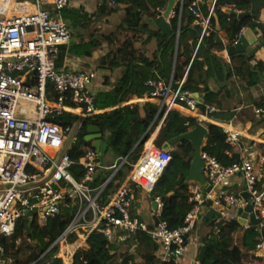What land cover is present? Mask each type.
Instances as JSON below:
<instances>
[{"label": "built area", "instance_id": "built-area-1", "mask_svg": "<svg viewBox=\"0 0 264 264\" xmlns=\"http://www.w3.org/2000/svg\"><path fill=\"white\" fill-rule=\"evenodd\" d=\"M31 1L0 0V236L14 234L26 216L32 215L44 227L66 208L73 212L72 221L47 252L58 249L57 257L62 258L63 264H72L75 254L87 247L95 232L104 234L125 253L127 242L137 231L147 232L158 245V264H181L189 251L193 230L200 223L202 207L219 213L213 223L216 233L221 224L240 218L239 210L247 203L227 190L230 179L237 175L246 182L258 221L257 226L247 224L244 228L256 227L264 234V187H257L264 180V146L253 152L251 146H243L241 133L230 126L222 129L232 148L241 151V161L224 166L205 152L206 144L203 145V172L212 189L190 184L189 201L194 205L183 227L172 230L165 221L148 224L134 214L137 190L151 195L172 161L171 152L149 145L135 163L131 164L129 156H125L104 167L102 161L97 162L99 154L94 148L79 145V132L64 118L72 112V106H78L87 116L95 114L91 88L97 73L66 71L56 65L61 47L72 41V31L62 17L71 0ZM186 1L176 0L168 20L182 18ZM217 1L190 2L188 10L202 27L197 49L209 32ZM207 2L211 6L205 15L201 5ZM144 85L149 96L165 106L166 116L177 106L200 116L218 111L215 106L195 100L193 92L184 89V80L177 87L172 81L156 79ZM21 102L31 106L23 109L24 118L17 115ZM255 113L264 117V108H256ZM76 152L81 153L77 158L73 155ZM126 165L131 166L128 175L116 189H110ZM98 172H109L100 184H96ZM153 199L158 203L156 218H160L164 202L159 197ZM72 235L77 238L75 242L69 241ZM131 248L134 250L136 245ZM256 255L264 257V238L257 245ZM2 256L0 248V264L5 263Z\"/></svg>", "mask_w": 264, "mask_h": 264}, {"label": "trees", "instance_id": "trees-1", "mask_svg": "<svg viewBox=\"0 0 264 264\" xmlns=\"http://www.w3.org/2000/svg\"><path fill=\"white\" fill-rule=\"evenodd\" d=\"M169 0H109V3L103 4L100 8V13H115L118 12L121 6H125L126 19L124 25L136 31L146 29L151 36L158 37L161 33L150 29L147 24H142L144 16L153 20L157 18L160 11L166 9ZM263 6H264V0ZM191 0H187L184 5V12L181 18L182 30L179 39L178 61L182 56H186L188 63L195 51L198 35L201 34L202 27L198 26V31L186 30L185 22L192 23L195 19L189 12ZM109 4L112 7L109 8ZM231 7L234 11L249 13L251 11L250 0H218L214 15L210 19V28L208 34L203 38V42L199 47L198 53L194 58L189 69L188 79L184 83V89L191 92L201 93L204 96L205 104L220 107L222 98L219 94L213 93L206 86L205 65L209 64V58L206 53L221 52L235 44L239 39L242 31L248 28H253L257 24L259 14L255 12L252 16L245 19H239L235 13L227 14L222 9ZM201 10L205 12V5H201ZM206 11L205 15H207ZM65 21L83 19L78 11H68L66 9L62 13ZM84 17V16H83ZM76 21L71 22V26L76 27ZM178 18L172 20L174 30L177 29ZM226 34L223 37L221 34ZM198 34V35H197ZM172 46L175 44L171 41ZM161 45H163L161 43ZM82 46V47H81ZM71 47L69 50L75 54L90 55L91 52L98 46L96 42H91L88 45ZM84 47L83 51L82 48ZM127 43L117 53L120 59H123L124 49ZM76 48H80L79 50ZM169 49H167V52ZM66 46L61 47L59 57L56 61L57 67H60L63 60ZM202 52H206L204 61H201ZM215 58V54H213ZM108 58V57H107ZM178 65V62H177ZM132 71V66H129ZM263 71V69H260ZM133 74H125L121 83L117 88L108 93H103L95 98V109H106L118 104H121L131 98L132 95L143 96L147 92L144 83L153 76L151 71L145 72L144 69L139 73L138 79L134 80ZM231 77H238L247 81L248 88H245V94H250V88L257 85V75L252 73L246 62L243 61L241 66L233 63L230 69ZM204 85L202 89L200 86ZM204 105L202 108L204 109ZM264 108V103L260 104ZM125 110V111H124ZM127 109H118L113 114L103 115V118L120 117L122 118ZM155 115L148 116L146 119H141L138 122L139 126L148 128L153 121ZM264 122V117H262ZM127 119V118H126ZM66 124L73 125L72 119H67ZM92 118H86L79 130V145L89 146L85 142L87 135V127L94 125ZM138 120V118H137ZM123 122V121H122ZM119 123L118 120L108 123L110 127L116 129V134L112 138V146L115 152L120 157L129 156L131 161L135 163L139 159L140 152L143 150V144H140L133 151L135 141L126 142L123 144V133L128 135L129 127L125 123ZM136 125V124H135ZM199 125V122L192 117L182 115L180 112L172 110L168 113L164 124L155 141V146L163 148V146L173 138L183 135ZM107 126V125H106ZM105 126V127H106ZM209 133L207 136L206 146L204 151L215 157L222 165L231 166L239 163L241 157L233 152L232 146L227 142L226 134L223 129L214 124H208ZM123 132V133H122ZM138 139V138H137ZM81 153H73L77 158ZM172 161L164 171L163 175L157 182L154 190L151 193L153 198H161L164 202L162 216L157 218V221H165L172 230H177L184 226L187 214L193 209V203L189 201V186L186 184V179L189 173V168L194 157V148L189 142L177 143L174 150L171 152ZM124 168L131 170V166L126 165ZM105 174V175H103ZM109 173L103 172L96 178V184H100ZM125 173L121 170L110 185V189H114L120 185L125 179ZM258 189L264 187V180L257 185ZM73 218V212L70 209L63 208L60 214L50 219L46 226L40 227L34 217H24L17 224L14 234L9 237L0 236V248L3 249L2 259L4 264H63L62 258L57 257L58 249L53 252L48 250L53 246L57 239L64 233L70 225ZM262 223V222H261ZM264 223V221H263ZM205 227L206 225H200ZM199 224L195 227L196 231ZM215 224L207 225L208 231L201 234L200 249L197 261L200 264H238L243 263L250 252L256 250L257 245L264 238V234L257 228L245 229L239 222L221 224L219 232L214 231ZM75 235L70 236L69 241L75 242ZM133 242V244H132ZM128 250L124 253L121 248L111 244L104 234L93 233L88 239L87 247L80 249L74 256L72 264H138L135 255L131 252L132 245H136L137 253L141 255L145 264H158L159 257L156 255L158 245L154 243L150 235L144 231H137L132 235V240L127 242ZM47 253V254H46ZM262 259L264 258H257Z\"/></svg>", "mask_w": 264, "mask_h": 264}, {"label": "crops", "instance_id": "crops-1", "mask_svg": "<svg viewBox=\"0 0 264 264\" xmlns=\"http://www.w3.org/2000/svg\"><path fill=\"white\" fill-rule=\"evenodd\" d=\"M250 1V16L255 12L259 14L256 26L251 28L258 39L257 43L252 48H257L258 50L253 54L250 60H247V58L241 54H234V52L231 53V48H234L235 44L221 52H202L204 54H202L200 60L204 61L203 56L205 53L210 60V65L208 66L206 64L204 68L206 86L213 93L219 94L223 100L220 107L215 106L218 111L213 114L200 116L197 114H191L186 108L180 106L175 107L174 110L180 112L184 116L195 118L197 121L200 119L201 121H198L199 124H202L207 128L208 124H214L221 128L224 126L234 128L241 133V142L243 146H251L252 151L255 152L264 146V122L261 121V116L255 113V109L262 108L259 105L264 103V6L262 0ZM106 3H109V0H71L68 11H78L79 17L81 15V18L83 19L78 18L77 21H66L72 31V41L66 46V52H64L63 60L58 68L66 71H96L97 79L91 88L95 98L100 94L108 93L117 88L121 83L122 78H125L124 76L127 72L130 73V75L133 74L132 76L135 81L139 80L138 75L142 69H144L145 72L151 71L153 74L148 80L156 79L165 82L172 81L173 86L175 87H177L183 80L185 83L188 79V73L191 67L189 66L190 62H193L199 48L197 49L196 45L189 63L186 56H182L178 61L179 39L180 36L183 35L180 34L181 32L183 33L181 19L178 21L176 30L173 28L172 20H168L171 24V36H169L156 24L158 16L155 20L144 16L142 24H147L151 30L161 33L158 37H154L151 36L146 29L136 31L124 25V21L127 17L125 6H121L118 12L101 14L100 8ZM202 5L206 6L204 10L205 12L202 10L205 14L206 11L210 9V5L208 2L203 3ZM108 6L111 8L112 4H109ZM222 10L227 14L232 12L241 13V11H234L231 7H225ZM72 21H76L77 24L74 28L71 26ZM184 27L186 30H192L194 32L198 31V25L195 23V20L192 23H189L188 21L185 22ZM245 30H243V32ZM221 35L223 37L226 36L224 33ZM200 36L201 34L198 35V37ZM93 41L96 42L98 46L90 55L75 54L69 51L71 47L88 45ZM171 41H174L175 43L173 46ZM126 43L127 47L124 49V54L126 55L123 59H120L117 52L123 48ZM161 43L163 45H161ZM76 49L79 50L80 48ZM83 49L84 47L81 51H83ZM167 49H169L168 52ZM213 54H215V58L213 57ZM243 61L248 64L250 71L256 74L258 78L257 85L250 88V94H245V88H248L247 81L229 75L233 63L241 66ZM129 66H132V71ZM260 69H263V71ZM200 87L203 89L204 85H201ZM199 95L200 98L205 101L203 94L199 93ZM125 108L128 113L125 112L127 115L125 114L122 118H103V115L110 113L113 114L118 111V109ZM71 109L72 112L69 111L66 117L67 119H72V126L75 130L79 132L83 121L86 118H92L93 122L90 123H93L102 130L103 141L113 149L114 147L112 146L111 140L116 134V129L110 127L108 123L118 120L119 124L123 121L122 123H125L126 127H129V130L128 135H125L122 132V142L123 144H126V142H131L132 140L135 141L133 151H135L140 144H143V150L149 145H155V141L167 117L165 106H163L161 101L151 98L148 94V90L143 96L132 95L129 100L121 104L106 109L96 110L95 114L91 117L87 116L85 111L78 106H72ZM152 115H155V117L148 128L138 125V122L141 119H146L148 116ZM206 142L207 138L204 144H206ZM175 145L170 149V152L174 150ZM85 147L89 148L92 146L90 144ZM233 152L242 155L239 149H233ZM106 153L104 155H106ZM116 156V160L121 157L117 154ZM129 162L131 164L133 163L130 158ZM113 164L114 163L110 166ZM122 171L125 173L126 177L130 170L128 168H123ZM100 174H102V172H98V175ZM229 183L230 185L227 190L231 194L240 196L242 192L247 191L246 182L241 175L233 177L230 179ZM136 198L137 201L134 214L139 215V217L148 224H153L157 221L156 210L153 208L152 196L143 191L137 190ZM201 224L206 226L202 227L200 226ZM207 225L209 224L199 223L200 227L192 233L189 242V251L181 264H195L197 262L201 246V234L208 231ZM131 252L134 255L137 254L135 255V258L138 264L144 263L143 258L137 253L136 248L131 250ZM156 255L160 257L159 250L156 252ZM257 258L264 257H257L256 250H254L248 254L243 263L264 264V260L260 262L262 259Z\"/></svg>", "mask_w": 264, "mask_h": 264}, {"label": "water", "instance_id": "water-1", "mask_svg": "<svg viewBox=\"0 0 264 264\" xmlns=\"http://www.w3.org/2000/svg\"><path fill=\"white\" fill-rule=\"evenodd\" d=\"M175 3L176 0H169L166 9L163 12H160L158 18L156 19V24L169 36H171V24L169 23L168 18L173 7L175 6ZM209 5L211 6L210 3ZM234 13L238 16L239 19H245L250 16V13L246 12ZM257 41L258 39L254 35L252 29L248 28L244 31V34L240 36L239 43H237L234 48H231V53L234 52V54H241L242 56L246 57L247 60H250L253 54L258 50L257 48H252L257 43ZM192 97L200 104H205V101L200 98L199 93H193ZM88 130L92 131L93 134H96L93 137L94 139L92 140V142H90L91 146L99 154V158L97 159V162L99 163L101 162V158L107 152L109 146L105 141H103V133L98 126L90 127ZM208 133L209 129L206 126L199 124L193 130L183 135L177 136L167 142L162 149L170 150L172 149L173 145L177 143H191L194 148V157L189 168L186 184L197 183L200 186L205 187L207 191H211L212 186H209L210 180L205 176L203 172L205 168V162L202 159L201 155L202 148L208 136ZM240 197L242 198L244 203H247V205L239 210V224L243 227L249 223L253 226H257L258 221L253 212L254 201L251 200V194L248 191H245L240 194ZM152 200L153 208L157 210L158 203L153 198ZM26 215H29V213L27 212ZM219 216V213L215 209L211 208L208 210L207 207L204 206L202 207L200 214V223L212 225L219 218Z\"/></svg>", "mask_w": 264, "mask_h": 264}, {"label": "rangeland", "instance_id": "rangeland-1", "mask_svg": "<svg viewBox=\"0 0 264 264\" xmlns=\"http://www.w3.org/2000/svg\"><path fill=\"white\" fill-rule=\"evenodd\" d=\"M30 1H31V0H30ZM31 2H32V1H31ZM43 7H44V6H43ZM29 107H31L29 104H26V103H24V102H21V103L19 104V106H18L17 115H18L19 117H23V118L26 117V114L23 113V109H24V108H29ZM116 154H117V153H116ZM116 154H115L114 149H113L112 147H109L108 152H107L106 155H104L103 158H102V164H103V166H104V167H108V166H110L112 163H114V161H115L116 158H117ZM28 217H32V215H31V216H28ZM121 250H122V248H121ZM122 252H123V250H122ZM135 255H137V254H135ZM140 264H144V263H140Z\"/></svg>", "mask_w": 264, "mask_h": 264}, {"label": "bare ground", "instance_id": "bare-ground-1", "mask_svg": "<svg viewBox=\"0 0 264 264\" xmlns=\"http://www.w3.org/2000/svg\"><path fill=\"white\" fill-rule=\"evenodd\" d=\"M94 126H96V125H89V126L87 127V135H86V137H85V142H86L87 144H91L92 140L94 139L93 137L96 135V134H93L92 131H89V130H88L90 127H94ZM79 130H80V129H79ZM90 141H91V142H90Z\"/></svg>", "mask_w": 264, "mask_h": 264}, {"label": "clouds", "instance_id": "clouds-1", "mask_svg": "<svg viewBox=\"0 0 264 264\" xmlns=\"http://www.w3.org/2000/svg\"><path fill=\"white\" fill-rule=\"evenodd\" d=\"M153 198V197H152Z\"/></svg>", "mask_w": 264, "mask_h": 264}]
</instances>
